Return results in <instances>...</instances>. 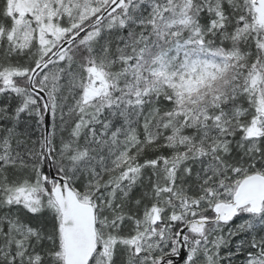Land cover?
<instances>
[{"label": "snow or ice", "instance_id": "1", "mask_svg": "<svg viewBox=\"0 0 264 264\" xmlns=\"http://www.w3.org/2000/svg\"><path fill=\"white\" fill-rule=\"evenodd\" d=\"M0 264H264V0H0Z\"/></svg>", "mask_w": 264, "mask_h": 264}]
</instances>
